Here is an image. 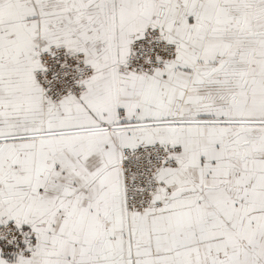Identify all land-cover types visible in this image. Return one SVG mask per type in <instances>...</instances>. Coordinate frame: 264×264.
I'll list each match as a JSON object with an SVG mask.
<instances>
[{
    "label": "snow or ice",
    "instance_id": "obj_1",
    "mask_svg": "<svg viewBox=\"0 0 264 264\" xmlns=\"http://www.w3.org/2000/svg\"><path fill=\"white\" fill-rule=\"evenodd\" d=\"M0 264H264V0H0Z\"/></svg>",
    "mask_w": 264,
    "mask_h": 264
}]
</instances>
